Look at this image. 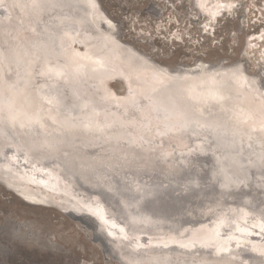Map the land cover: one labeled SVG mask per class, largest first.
Returning a JSON list of instances; mask_svg holds the SVG:
<instances>
[{"label": "bare ground", "instance_id": "1", "mask_svg": "<svg viewBox=\"0 0 264 264\" xmlns=\"http://www.w3.org/2000/svg\"><path fill=\"white\" fill-rule=\"evenodd\" d=\"M97 3L0 0V183L96 222L122 264H264V94L246 88L261 87L256 76L238 61L213 75L219 61L158 66L119 43ZM227 4L195 1L208 20ZM247 41L264 48V31ZM113 73L127 87L116 99L103 86ZM76 180L106 188L125 218Z\"/></svg>", "mask_w": 264, "mask_h": 264}, {"label": "rangeland", "instance_id": "2", "mask_svg": "<svg viewBox=\"0 0 264 264\" xmlns=\"http://www.w3.org/2000/svg\"><path fill=\"white\" fill-rule=\"evenodd\" d=\"M95 1L106 15L104 20H112L119 43L131 46L150 62L172 69L198 60L208 66L226 67L211 71L213 75L216 71H232L231 65L238 61L241 68L238 69L247 78L256 76L262 87L246 86L248 98L255 90L264 94L263 42L247 48L253 45L247 39L264 31V0H223L228 3L229 11L217 15L215 20L205 18L195 5L198 0ZM69 49L76 51L80 60L88 61L82 44L71 42L68 52ZM89 63L102 67L99 58ZM180 70L186 72L183 67ZM192 75V78L199 77V74ZM103 86L112 99L124 96L127 91L122 78L115 73L103 79ZM210 97L220 98L217 94ZM252 106L251 102L247 105L250 111ZM248 116L246 125L253 123L252 115ZM92 227L89 218H74L56 206L28 205L0 183V264H122Z\"/></svg>", "mask_w": 264, "mask_h": 264}, {"label": "water", "instance_id": "3", "mask_svg": "<svg viewBox=\"0 0 264 264\" xmlns=\"http://www.w3.org/2000/svg\"><path fill=\"white\" fill-rule=\"evenodd\" d=\"M4 12H10V10L8 9H6V10H3ZM180 123H183L182 121L180 122ZM181 126H182V128H184L185 126H183L182 124H180ZM208 156H206L205 158H206V160H208L209 159V157L207 158ZM190 160H187V164H188V162H189ZM183 164V163H182ZM199 165H198V168H200V170H202V171H205V169H206V167L203 165V162H202V160H199V163H198ZM186 164H183V166H185ZM182 169H183V167H182ZM178 173V172H177ZM88 174V173H87ZM76 182H77V184L79 185V186H81L82 187V189L83 190H87V191H90V192H95L96 194H98L112 209H114L116 212H117V216H118V218H120L121 219V217H123V218H125L124 217V215L123 214H121L118 210H117V208L113 205V203L108 199V194H107V189L106 188H95V189H93L92 188V184L91 183H89V184H84V182H80L79 180H76ZM88 185H92V186H88ZM94 187V186H93ZM179 191V190H178ZM99 227V225H97V223L96 222H94V226L92 227V229L94 230V229H96V228H98ZM254 236L255 235V233L254 234H251V235H249V236ZM257 236V235H256Z\"/></svg>", "mask_w": 264, "mask_h": 264}]
</instances>
